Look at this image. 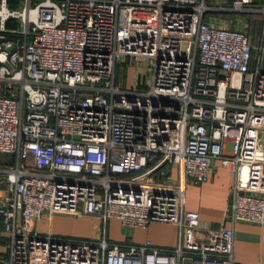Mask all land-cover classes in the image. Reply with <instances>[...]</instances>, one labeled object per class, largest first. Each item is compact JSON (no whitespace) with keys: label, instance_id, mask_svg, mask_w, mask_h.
I'll return each mask as SVG.
<instances>
[{"label":"built area","instance_id":"obj_1","mask_svg":"<svg viewBox=\"0 0 264 264\" xmlns=\"http://www.w3.org/2000/svg\"><path fill=\"white\" fill-rule=\"evenodd\" d=\"M209 7L0 0V152L15 157L0 166V264H239L233 227L185 209V190L218 160L234 174L230 219L264 224V71L251 66L264 24L254 45ZM126 58L146 63L142 86L116 82ZM44 213L174 223L180 242L43 234Z\"/></svg>","mask_w":264,"mask_h":264},{"label":"crops","instance_id":"obj_2","mask_svg":"<svg viewBox=\"0 0 264 264\" xmlns=\"http://www.w3.org/2000/svg\"><path fill=\"white\" fill-rule=\"evenodd\" d=\"M209 9L204 18L210 22L240 28L254 45L263 38L264 0H252L247 9H235L232 0H207ZM264 71V50L254 49L251 66L258 63ZM133 86V85H131ZM130 86V87H131ZM0 166H3L0 164ZM234 174L213 162L209 179L201 184L187 183L184 208L198 211L200 218L212 227L224 225L233 227V257L239 264H264V224L237 220L232 221L227 214L231 199ZM4 183H0V190ZM40 233L51 232L56 236L90 239L105 234L111 242L120 244H140L150 240L156 246L173 248L179 245L180 228L177 224L152 221L145 228L123 225L112 218L105 223L92 216H74L64 213H44L37 221ZM6 235L0 234V254L6 256Z\"/></svg>","mask_w":264,"mask_h":264},{"label":"rangeland","instance_id":"obj_3","mask_svg":"<svg viewBox=\"0 0 264 264\" xmlns=\"http://www.w3.org/2000/svg\"><path fill=\"white\" fill-rule=\"evenodd\" d=\"M149 69L144 61L135 58H126L119 62L116 67V82L122 84L124 87H130L131 85L139 83V87L142 86L143 77L145 76V81L149 77ZM15 157L9 153L0 152V164L3 166H8L13 164ZM179 178V173L175 179ZM188 181V179H187ZM68 237V236H62Z\"/></svg>","mask_w":264,"mask_h":264}]
</instances>
